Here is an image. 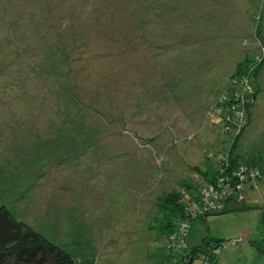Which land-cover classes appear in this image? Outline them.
Returning a JSON list of instances; mask_svg holds the SVG:
<instances>
[{
    "label": "rangeland",
    "instance_id": "374dc122",
    "mask_svg": "<svg viewBox=\"0 0 264 264\" xmlns=\"http://www.w3.org/2000/svg\"><path fill=\"white\" fill-rule=\"evenodd\" d=\"M0 105V208L77 264H264V0H0Z\"/></svg>",
    "mask_w": 264,
    "mask_h": 264
},
{
    "label": "trees",
    "instance_id": "16d2710c",
    "mask_svg": "<svg viewBox=\"0 0 264 264\" xmlns=\"http://www.w3.org/2000/svg\"><path fill=\"white\" fill-rule=\"evenodd\" d=\"M214 171L216 172V174L219 172L218 170ZM206 173L205 176H209L206 180H209L213 175L210 176V173L208 171ZM232 176L234 175L232 174ZM235 187L238 190V194L243 193L244 186L237 185ZM235 187H233V185H230L228 188H224L225 191L223 192V195H220L219 197H225V195L230 193L231 189ZM199 198L200 199H198V201H195L191 204L192 209L184 206V213L183 211L180 212L177 210L176 212H174V215L172 217L175 218V220L184 218L185 221H190L191 218H198V216L201 215L203 217H206L208 215L218 214L219 212H221V210L224 211V204L220 205V202H218L217 198L214 199L210 196L204 195L203 193L199 195ZM261 222L264 228V210L261 214ZM180 223L181 227L177 228V231L179 233L184 232V230H186L188 227V222L184 223L181 219ZM213 242L216 241L207 242L212 250L211 253L209 255L202 256V260L206 264L214 261V259L220 255V252L217 249L219 247H222V245L224 244L222 242H218V244H216L217 242ZM262 244H264V240L262 241ZM198 249L199 247L196 246L193 247L190 251L186 250L188 259H186V261L184 262L185 264H192L194 262L195 257L198 253ZM193 250L195 251V253ZM258 251L261 254H264V245H261V247L258 248ZM190 254L193 255V260L190 259ZM0 264L77 263L70 254L54 245L53 243L47 241L44 237H42L39 233H37L29 226L18 221L6 208L3 207L0 208Z\"/></svg>",
    "mask_w": 264,
    "mask_h": 264
},
{
    "label": "bare ground",
    "instance_id": "6f19581e",
    "mask_svg": "<svg viewBox=\"0 0 264 264\" xmlns=\"http://www.w3.org/2000/svg\"><path fill=\"white\" fill-rule=\"evenodd\" d=\"M5 38H6V36H5ZM8 38H9V37H8ZM49 43H50V42H49ZM10 51H11V50H10ZM9 55H10V54H9ZM10 57H11V56H10ZM7 60H8V59H7ZM146 66H147V65H146ZM143 79H144V78H143ZM145 81H146V80H145ZM16 83H17V82H16ZM145 83H146V82H145ZM23 87H25V86H23ZM4 91H5V90H4ZM19 91H22V90H19ZM6 92H7V91H6ZM23 92H24V91H23ZM23 94H25V93H23ZM31 95H32V94H31ZM31 95H30V96H31ZM4 96H5V95H4ZM10 96H11V94H10ZM10 96H9V97H10ZM19 96L22 97L21 94H19L18 97H19ZM20 97H19V98H20ZM14 98H15V97H14ZM19 98H18V99H19ZM5 99H6V98H5ZM26 99H27V98H26ZM43 99H44V98H43ZM43 99H42V100H43ZM3 100H4V99H3ZM7 100H8V99H6V101H7ZM40 100H41V99H40ZM16 101H17V100H16ZM8 102H9V100H8ZM3 103H4V102H3ZM25 103H26V102H25ZM44 103H45V102H44ZM5 104H6V103H5ZM2 105H3V104H2ZM7 105H8V104H7ZM10 105H11V103H10ZM0 106H1V105H0ZM8 106H9V105H8ZM23 106H24V102H23ZM2 107H3V106H2ZM9 107H10V106H9ZM18 107H20V106H18ZM6 108H7V107H6ZM15 108H16V107H15ZM42 108H43V107H42ZM0 109H2V108H0ZM7 109H9V108H7ZM4 110H5V108H4ZM7 111H8V110H7ZM11 111H12V110H11ZM2 112H3V111H1V113H2ZM12 112H13V111H12ZM12 112H11V113H12ZM1 113H0V115H1ZM4 114H5V113H4ZM6 114H7V113H6ZM2 115H3V113H2ZM14 189H15V188H14Z\"/></svg>",
    "mask_w": 264,
    "mask_h": 264
},
{
    "label": "built area",
    "instance_id": "2783aa9c",
    "mask_svg": "<svg viewBox=\"0 0 264 264\" xmlns=\"http://www.w3.org/2000/svg\"><path fill=\"white\" fill-rule=\"evenodd\" d=\"M256 174V173H255ZM251 176H253V175H251Z\"/></svg>",
    "mask_w": 264,
    "mask_h": 264
}]
</instances>
